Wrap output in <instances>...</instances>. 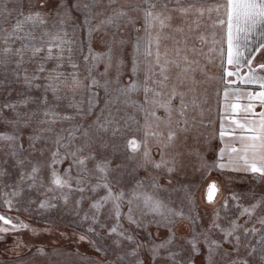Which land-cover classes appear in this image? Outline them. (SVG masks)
I'll return each mask as SVG.
<instances>
[{
  "label": "snow or ice",
  "instance_id": "6c2138e0",
  "mask_svg": "<svg viewBox=\"0 0 264 264\" xmlns=\"http://www.w3.org/2000/svg\"><path fill=\"white\" fill-rule=\"evenodd\" d=\"M0 264H264V0H0Z\"/></svg>",
  "mask_w": 264,
  "mask_h": 264
},
{
  "label": "rangeland",
  "instance_id": "374dc122",
  "mask_svg": "<svg viewBox=\"0 0 264 264\" xmlns=\"http://www.w3.org/2000/svg\"><path fill=\"white\" fill-rule=\"evenodd\" d=\"M214 71H215V69H214ZM209 105L213 108V111L210 113V116H211V118L215 119L216 118V114H215V110H214L215 109V97L214 96H212L210 98ZM217 127H218V122H217ZM212 144H213L214 147L218 146L220 144V141L218 139L217 140H213ZM209 158H211V156ZM211 178H215V179H218V180H223L224 179V177L221 176L217 172H213L212 176L209 177V179H211ZM190 179H193V180L199 179L198 174L193 173V175H192V177H190ZM202 189H203V184H201V190ZM196 195H197V203L199 205V210L201 212H210L211 211L210 206L206 205L200 199L201 192H197ZM21 215H23V216H25V218H27L26 214L22 213ZM30 222L36 224L37 226H41V227L43 226V221L39 220L38 218H33L32 220H30ZM55 238H56L55 236H43V237H41V239L43 241H45V242L50 241V240L55 239Z\"/></svg>",
  "mask_w": 264,
  "mask_h": 264
},
{
  "label": "flooded vegetation",
  "instance_id": "af4514ba",
  "mask_svg": "<svg viewBox=\"0 0 264 264\" xmlns=\"http://www.w3.org/2000/svg\"><path fill=\"white\" fill-rule=\"evenodd\" d=\"M257 110H259V107H257Z\"/></svg>",
  "mask_w": 264,
  "mask_h": 264
}]
</instances>
